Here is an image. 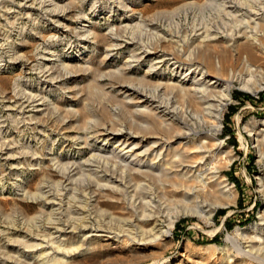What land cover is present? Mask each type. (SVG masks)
Here are the masks:
<instances>
[{
  "label": "rangeland",
  "instance_id": "rangeland-1",
  "mask_svg": "<svg viewBox=\"0 0 264 264\" xmlns=\"http://www.w3.org/2000/svg\"><path fill=\"white\" fill-rule=\"evenodd\" d=\"M9 1L13 14L0 11V143L11 157L0 160V264L32 262L22 243L53 220L42 201L47 192L63 198V221L78 225L75 218L80 213L87 226L86 231L68 234L60 245L63 254L54 255L47 264H264V230H258L264 216V65L260 66L264 34H258L256 42L263 55L260 65L255 64L261 73L251 79L260 91L250 95L233 83L216 133L222 149L205 160L206 170L215 174L201 196L212 208L208 221L209 211L200 213L174 194L178 172L168 175L164 184L118 168L113 170L117 181L124 179L130 186L101 181L109 190L97 189L85 172L82 185L72 186L69 192L59 185L61 168L56 166L82 165L98 149H105V156L115 152L116 140L104 141L97 134L104 128L137 135L135 143L143 145L140 151L152 143L142 140L144 132L159 130L172 143L168 157H197L201 145L211 147L210 124L192 119L196 114L183 100L176 99L172 113L163 108L157 113V102L170 94L156 95L154 89L159 84H176L187 67L171 75L166 66L155 68L156 61L148 53L168 58L185 54L194 45L193 32L206 28L219 30L214 47L233 49L238 40L229 36L235 24L224 18L220 6L208 0H15L13 6ZM237 2L248 9L253 6V0ZM234 93L247 94L257 102L239 105ZM142 94L146 104L139 103L145 100ZM30 97L40 105L25 109L27 124L21 121L19 108L7 109ZM236 106L237 112L227 122ZM164 111L172 122L162 116ZM164 123L171 125L161 128ZM147 128L153 130L146 132ZM226 131L232 132L236 148ZM77 139H85L87 148L79 149ZM107 165L111 171L114 164ZM142 184L149 185L155 201L166 202L163 213L170 220L160 223L161 231L167 233L163 240L128 226L148 213L143 210L147 205L141 206L131 192ZM219 210L227 213L216 219ZM101 229L106 233L96 236ZM250 240L255 242L247 248Z\"/></svg>",
  "mask_w": 264,
  "mask_h": 264
},
{
  "label": "bare ground",
  "instance_id": "bare-ground-1",
  "mask_svg": "<svg viewBox=\"0 0 264 264\" xmlns=\"http://www.w3.org/2000/svg\"><path fill=\"white\" fill-rule=\"evenodd\" d=\"M8 1L9 0H0V11L4 15L13 14L11 13L13 8H11V6L7 7ZM208 1L207 2L209 4H216L217 6H220L222 13L225 15L224 18L235 24V27L232 26L233 30L229 36L230 40H238L236 44L234 42L235 46L233 49L227 50L226 48H223L218 50L214 47L219 40V30L206 28L193 32L191 42L194 45H192L193 47L191 50L188 49L189 51L185 54H181L180 52L178 54L175 53L176 55H174L173 53L174 56L171 54L169 55L170 58H168V55L157 56L155 52L148 54L153 55L156 61L154 63L155 68L166 66L165 69L169 70L171 75L174 74L176 76L183 70L184 67H187V70L180 77L181 80L176 84L169 86L159 84L154 89L153 92L156 95H158V93H161V95L167 94L168 92L170 94L167 99L163 100V102H157L158 104L155 106L157 113L158 110L162 108L167 110V112L172 109V113L175 111L173 110L172 105L176 99L183 100L188 106V109L196 114L195 116H192V119L198 121V124H210L211 130L210 133L207 134V138L208 140H211L213 145H211V147H204L201 145L197 153L199 156L197 157H187L181 154H174L172 157H168L167 155L165 156V154L168 152L170 147H172V143L169 142L168 139L162 137V135L159 134V130H157L158 133L150 132L153 128H147L145 130L150 133L147 135L144 132L142 140L145 141L151 139L152 143L147 148L140 151L143 145L141 146L139 142L135 143L138 139L137 135L124 134L123 131H110L104 128L97 132L98 136L104 137V141L116 140V144L114 146L116 151L111 153L109 156H105V149H98L97 154L91 155L88 161L85 163L82 162V165L81 163H69L62 166H60L61 164L59 163L57 166L55 165L57 168H61V174H59L61 175V182L59 180L60 184L58 183L60 186L64 185L61 188L68 189L69 192H71L72 186H76L77 184L82 185L83 180L81 181L80 179L86 176L84 175L85 172L93 178L96 183L94 186L99 190L110 189L107 185H103L101 181H105V183L107 181L119 182V184L123 186L127 184L124 183V179L117 181V178L114 176L115 174L113 170L118 168H124L126 171L128 170V172H131L132 175L145 176L147 178L149 177L154 182L160 183L163 181L164 184L166 183L168 175H171L173 172H178V185L177 187H172L175 191L174 194L180 195L181 202L184 205H187L188 203L194 204L193 207H195L200 213H207L209 211L207 220H210L212 216V208L209 206L208 209L207 203L203 201L201 196L209 190V184L212 182L211 180L215 179V174L213 175L211 171L206 170L205 160L208 158L207 155L222 149L221 145L216 142V133L219 132V127L221 125L222 110L231 100V86L233 83L238 82L240 85L239 89L250 95H255L260 91L259 85H251V79L254 75L256 76L261 73L259 68L264 65H260L258 63L261 59H263V55L260 54L259 45L256 43L259 35L261 33L264 34V0H253V6L249 7V9L247 8L248 6L246 7L245 4L238 3L237 0ZM9 2L11 3L10 5L13 6L15 0ZM1 12L0 15L2 14ZM256 63L260 66H256ZM149 75L150 73H147V76ZM163 78L161 77V79ZM168 79H170V77ZM142 96L145 97V100L142 99L139 103L146 104V96H144V94H142ZM33 97L27 98L20 104L15 102L14 104L16 105L11 106V108L9 107L7 110H16L19 108V116L21 117L20 119H22L21 121H24L23 123H27L24 116L25 109L30 106L31 109H34L37 108L38 105L37 100ZM162 113L163 112L159 114ZM165 115L166 113L164 111L162 116L166 118ZM166 119H168V122H172V118L167 117ZM170 125V123H164L161 125V128H166ZM161 132L163 134L164 130H161ZM80 141L81 143H79ZM75 145L81 149L87 148L88 144H86L85 139H77V141H75ZM7 150L6 146L0 143V160H2V156H6ZM48 154L53 153L49 152ZM34 157H36V154ZM6 159H11V157L6 156ZM128 159H131V162L129 161L130 163L128 162ZM58 162L59 161H57V163ZM109 162L114 164L111 171L106 169ZM126 162H128V164ZM81 173H83V175H80ZM99 174L103 176H99ZM76 177L78 179H76ZM193 177L194 180H191ZM192 181H195L198 185H191ZM148 187V184H142L138 185L134 191H131L134 198L139 200V204H141V206L144 207V205H147L142 208L148 213H144L142 216L140 215L141 218L137 219L135 224H128V226L134 227V229H140L141 232L143 231L142 234L144 236L147 235L146 237H152L154 240L161 238L163 240L167 237V233L166 231H161L160 223L166 219L170 220L165 213L166 202L164 201V203L159 200L155 201V194L151 192L152 190L150 188V191L147 190ZM42 196V201H44L45 206L49 209L50 218L52 220L53 217V220L50 223H47L48 225L43 230L33 234L34 236L32 235L29 237L28 241L31 242L25 241L22 243V246L26 250L28 249L31 253L30 260L32 262L30 264L50 263V259L55 258L54 255L63 254L61 252L60 245L64 244L68 234L87 230L85 223L86 217L83 218V215L80 213H75L77 216H80L79 218L76 217L77 219L75 218V220L80 222L78 225H74L73 222H71L73 224H70V221H63L65 210L63 209V198L58 197L61 196L60 194L55 195L47 192ZM145 199H148L146 203L143 202ZM163 210L165 211L164 213ZM263 217L264 216L261 215L260 224H258L260 227L258 230L260 231L264 230ZM168 225L170 227L173 226V221L169 222ZM146 226H151V228L148 229L149 231L145 229ZM96 233H98L96 236H102L103 233H106V231L101 229L96 231ZM127 233H129V231ZM254 242L251 240L247 241V248Z\"/></svg>",
  "mask_w": 264,
  "mask_h": 264
},
{
  "label": "trees",
  "instance_id": "trees-1",
  "mask_svg": "<svg viewBox=\"0 0 264 264\" xmlns=\"http://www.w3.org/2000/svg\"><path fill=\"white\" fill-rule=\"evenodd\" d=\"M232 96H233V98L236 101L239 102V105H243L245 102H249V103H255V102H257L256 99H254L253 97H251V96H249L247 94H242V93H236L235 94L234 93V94H232ZM260 99H263V96L262 95H260ZM259 101H261V100H259ZM237 108H238V106H236L235 108H231L230 115L227 116V122H229L230 119H231V117L237 112ZM226 132H228V134H229L230 141H232V146L234 148H236L237 147V144H236V140H235L232 132L231 131H226ZM226 175H227V177L231 178L230 172L226 173ZM242 206L243 205L241 203H239V207L242 208ZM226 213H227V210H219L215 214V217H216V219L223 218L226 215ZM175 226H176V228H178L179 227V223H177ZM228 227L230 228V226H228ZM216 241L217 240H207V241H205V243H215Z\"/></svg>",
  "mask_w": 264,
  "mask_h": 264
}]
</instances>
